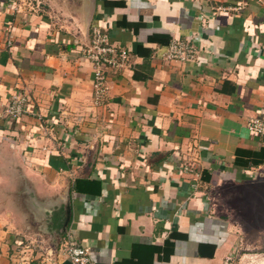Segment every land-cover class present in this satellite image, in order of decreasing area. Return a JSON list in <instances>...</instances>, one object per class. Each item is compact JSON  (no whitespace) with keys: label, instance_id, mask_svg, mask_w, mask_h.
Listing matches in <instances>:
<instances>
[{"label":"crops","instance_id":"0c3cea01","mask_svg":"<svg viewBox=\"0 0 264 264\" xmlns=\"http://www.w3.org/2000/svg\"><path fill=\"white\" fill-rule=\"evenodd\" d=\"M37 2L0 0V264H20V240L41 245L28 264H73L69 235L91 264H227L264 229V135L247 126L264 118V0ZM95 26L129 51L100 105ZM177 39L194 58H166Z\"/></svg>","mask_w":264,"mask_h":264},{"label":"built area","instance_id":"2783aa9c","mask_svg":"<svg viewBox=\"0 0 264 264\" xmlns=\"http://www.w3.org/2000/svg\"><path fill=\"white\" fill-rule=\"evenodd\" d=\"M83 52L85 57L94 65V102L96 105L103 104L109 91L108 69H119L125 65L129 58V51L126 47L111 42L108 35L100 27L95 26L93 27L90 41L85 46ZM195 54L196 49L190 42L177 39L169 45L166 58L188 60L194 58ZM30 101L31 97L26 88L18 87L12 93L9 103L6 105L7 115L15 119L21 118L31 111ZM247 126L253 134L264 135V118L251 117L248 120ZM40 246L38 241H18L15 252L19 255V263L28 264L34 258L37 247L41 248ZM47 253L50 256L53 254H50L48 250ZM58 253L65 254L73 264H91L89 247L83 245L70 235L65 245L58 249ZM16 257L18 258V256ZM231 259L232 256L227 258V264H230Z\"/></svg>","mask_w":264,"mask_h":264},{"label":"rangeland","instance_id":"374dc122","mask_svg":"<svg viewBox=\"0 0 264 264\" xmlns=\"http://www.w3.org/2000/svg\"><path fill=\"white\" fill-rule=\"evenodd\" d=\"M39 3H36V0H23V4L31 5L30 9ZM262 219L264 220V215ZM256 228L255 225L247 226L245 232L240 235L236 254L231 255L230 264H264V229L259 234Z\"/></svg>","mask_w":264,"mask_h":264},{"label":"trees","instance_id":"16d2710c","mask_svg":"<svg viewBox=\"0 0 264 264\" xmlns=\"http://www.w3.org/2000/svg\"><path fill=\"white\" fill-rule=\"evenodd\" d=\"M154 38H155V37H153V39H154ZM263 150H264V149H263ZM263 150H262V151H263ZM260 162H262V161H260Z\"/></svg>","mask_w":264,"mask_h":264}]
</instances>
